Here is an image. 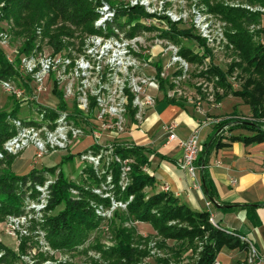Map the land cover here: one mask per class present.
Masks as SVG:
<instances>
[{
	"label": "trees",
	"instance_id": "trees-1",
	"mask_svg": "<svg viewBox=\"0 0 264 264\" xmlns=\"http://www.w3.org/2000/svg\"><path fill=\"white\" fill-rule=\"evenodd\" d=\"M108 0H0V4L4 3L5 15L13 16L16 26L20 29L18 34H26L27 43L23 48L22 53H28L31 46L34 44L35 27L42 21L47 20L46 36L51 39V49L55 53L62 50H68L71 47H76V43L63 42L64 38H75V34H101L102 31L95 28L94 23L98 19L99 14L97 9ZM207 8V12L214 14L227 23L226 38L229 45L233 48L237 56V60L233 61L225 73L219 67H212L206 73L198 77H205L207 80L218 78L216 85L223 90V94L215 93L217 103H221L226 96L230 94L241 97L245 104L249 106L251 111L252 122L234 121L228 119L222 121L219 125H215L216 132H219L218 137L212 141V147L220 148L223 145L222 133L227 128H230L229 133L237 129H245L252 133L249 137L233 136L230 137L231 142H243L246 145H258L264 143V45L261 42V37L264 35V29L261 28V22L264 13L250 12L241 5L230 6L226 0H201ZM244 4L251 6H260L264 8V0H240ZM144 7L130 8V12H121L140 17L148 16L144 12ZM120 12V11H119ZM132 13V14H131ZM129 16L128 23L131 24L134 20ZM58 22L62 24L54 29L51 26ZM252 27L256 29L251 30ZM144 26L136 24L130 32L131 36L139 34L140 29ZM111 30L110 27H108ZM171 37V35L167 34ZM176 36V35H175ZM197 42L204 45L205 40L201 37H194ZM173 40H177L172 37ZM69 51V50H68ZM181 55L190 61H195V58L189 57V52L186 48L181 51ZM0 61L4 66L5 73H12L11 66L7 63L4 54L0 51ZM241 70L242 75H247L244 87L241 91H235L228 83V75H232L235 71ZM4 76V75H3ZM57 97L63 99L62 93L54 90ZM171 104L177 105L173 100L167 99ZM64 107V103H61ZM180 105V104H179ZM182 106V105H181ZM40 108V107H39ZM45 109V107H42ZM18 107L14 113L9 116L18 114ZM136 111H132V117ZM235 113L232 118L235 117ZM6 115L0 117V151L6 141L16 134V128L9 122ZM53 116V113H49ZM134 121V120H133ZM92 150H98L93 147ZM116 154L123 160L133 159L134 163L131 167L129 175L130 183L124 191L119 186L121 178V166L117 163H112V172L115 176L114 195L117 200L124 203L128 202L130 197L133 200L129 203L128 214L129 220L135 222L147 223L153 226L158 236L161 237L158 245L164 250L166 258L157 260V264H181L183 255L190 249H197L196 241L202 243V252L195 264H213L221 250L225 247L229 249L249 250L248 243L241 239V233L230 232L222 228L220 225H214L211 222V213L195 212L184 204H181L173 194L159 192L151 195L146 194V188L153 187L156 183L155 176L150 175L144 166L148 168V154L151 151L140 146H117ZM210 150H205L199 153L196 166L201 169L202 178L204 181L205 193L208 199L224 211L238 210L237 207L220 205L216 201V190L213 186L208 173V156ZM14 156L6 155V164L8 169L0 174V220L14 215L20 216L24 214L23 189H26L29 184V189H34V186L43 184L45 173L50 170L33 169L29 174L20 176L11 170V164L14 161ZM89 173L88 180L90 184H97V171L92 167L84 169ZM71 185L67 183L63 176L59 178L55 187H53V199L51 200V209L60 205L66 204L64 211L54 217H50L43 225L46 231L47 241L56 250L72 251L84 244L91 233L101 223V219L96 215L92 207L89 206L88 200L106 201L99 199L92 192L82 190V200L75 201L69 196ZM34 198L37 197V191L33 192ZM36 195V196H35ZM109 202V201H108ZM107 202V204H108ZM249 218L254 221V214L250 212L251 207H248ZM171 222H176V225H171ZM119 246L112 249L110 258L113 260L111 264H146L142 261L150 250L141 249L140 246L146 245L149 242L148 237L144 238L137 234L133 229H125L119 235ZM167 241H175L176 244L169 247ZM132 244H138V247H132ZM4 247L0 244V249ZM25 243L20 247V251L24 252ZM185 254V255H186ZM105 253V257H106ZM184 255V256H185ZM17 260L16 255L6 249L5 256L0 259V264H14ZM241 264H249L248 261Z\"/></svg>",
	"mask_w": 264,
	"mask_h": 264
},
{
	"label": "rangeland",
	"instance_id": "rangeland-1",
	"mask_svg": "<svg viewBox=\"0 0 264 264\" xmlns=\"http://www.w3.org/2000/svg\"><path fill=\"white\" fill-rule=\"evenodd\" d=\"M108 1L111 2L112 9L118 12H126L130 8L140 6L131 5L132 2L137 0ZM141 1L146 7L143 9L146 14L148 10L156 11L157 13H161V18L165 20L164 23H155L152 24L151 27L144 26L143 29H140L139 32L141 33L139 35L146 41L144 45L150 47L154 45L155 40H163L167 44L170 43L179 47L180 54L181 51L186 48L189 52V57L195 58V61H190L181 55L187 65L185 67L183 66L184 68L181 69L177 65V68H179L178 71L176 70L175 73L171 71L167 79H162L160 77V73L163 71L162 61L156 62L154 58L146 56L145 63L148 67L143 69V74L147 77H155L156 75V79L161 86L162 94L164 93V95H161L162 97L168 98V93L179 90L180 93L176 92V94L180 96L173 99L177 102L192 101L196 105L199 102H206V104L213 105V107L218 105L219 103H217L215 93L218 92L223 94V90H225L220 89L219 86L216 85L218 78L214 77L213 79L207 80L205 77L198 76H201L215 66L227 73L228 67L231 66L233 61L237 60V56L229 43L226 45V42L221 41L219 45H208L206 40L200 35L202 30L200 27H197V23L200 21L204 23L208 21L212 22L214 26L218 25L220 27V34L223 32L226 33L228 28L227 23L222 22V20L214 14L207 13V8L201 0ZM225 2L230 6H251L240 2V0H226ZM3 9L4 3L0 4V51L4 54L7 63L11 66L12 73H5V68L0 61V117L6 115L5 118H7L11 124L21 119L23 121H28V125L51 123V125L55 126H65L67 124H72L74 128H84L85 126L77 121L80 111L74 109L72 103L66 102L64 97H62L63 99L57 97L55 92H53L54 88L52 84H49L47 90L40 94V104L29 101L30 99L28 96L31 95L32 89L27 83L29 80H26L22 65L24 60L46 56L53 52L51 49V39L49 35L46 36L45 34V29L48 27L47 20L36 25L35 37H37V39L28 53H22L27 43V36H25L26 34H18L20 29L16 26L14 17H7ZM164 13L166 15L170 13L182 19L180 22L174 24L169 19L166 21L165 18L167 16H164ZM129 16L130 14L124 16L127 21L130 19ZM132 16L133 18L130 17L134 21H142L143 18H148L147 16L140 17L134 14ZM61 24L62 22H58L56 25L51 26V29ZM223 27L225 29H223ZM254 29L256 28H251V30ZM167 34L171 35V37L167 36ZM85 35L86 33L84 35L76 33L75 38H64L63 42H65L66 45L68 43L77 44ZM172 37H175L177 40H173ZM194 37H201L205 40L204 45L199 44ZM167 44L164 43V46H167ZM155 55H157V53H155ZM174 77L180 78V80H178L180 83L179 86L176 83H172ZM246 78L247 75H242L241 70H236L232 75H228L227 77L229 85H231L235 91H241L243 89ZM6 81L11 83L17 90L21 92L25 91L26 94H24V97L27 98V101L19 98L17 94H8L3 87V82ZM174 86H176V88ZM55 89L62 93L57 86ZM228 97L239 101V104L232 108L230 104L229 113L223 112L222 116L217 117L218 119L216 118L217 121L219 120L217 125L228 119H234V121L240 122H252L251 111L246 108L249 106L245 104L244 100L232 94L226 96V98ZM230 101L232 103L234 100ZM62 102L64 103V107L61 105ZM40 105L47 106L48 109L44 111ZM16 107H18V114H16V116H9L14 113ZM51 112L53 116H49ZM234 113L236 115L232 118ZM60 121L62 122L60 123ZM229 129L230 128H227L225 132H229ZM235 131L247 130L237 129L231 133ZM92 144L91 139L86 140L81 145L75 140L71 144H68L65 149L51 152L43 156V158L37 156L35 149H29L14 156L15 159L11 164V170L15 174L24 176L29 174L33 169L50 170V172L45 173L43 184L34 186V189H29L28 187L31 188L29 184L26 189H23V194L25 195L23 198V211H27L29 216L28 223L24 227H21L22 230H17L18 232L14 231L10 234L8 231H11V229L6 225L8 218L6 217V219L0 220V244L4 247L0 249V259L5 256L6 249H8L17 257L14 264H111L113 260L109 257L110 252L112 249L119 246V235L125 229H133L138 235L144 238L148 237L149 242L144 246H140L141 249L150 250V254L142 259L144 263L157 264L158 259L167 257L164 250L160 249V244L158 245L161 237L158 236L153 226L147 223L135 222L132 219L129 220L128 206L133 200V197H130L126 203L116 199L114 195L116 187L115 176L112 172V160L109 159V155H107L105 151L100 164L96 165L95 169L98 175L97 184L89 183L88 180H91V178H89V173L84 169L93 168V166L82 159V154L86 151L85 149ZM5 160L6 156L0 158V174L8 169ZM119 165L121 166V164ZM143 168L145 170L146 167L144 166ZM146 169L148 172V168ZM61 176L71 185L69 189V196L71 199L75 201L82 200V190H84L86 192H92L99 199L106 201L105 203H101L100 201L88 200L89 206L93 208L96 215L101 219V223L91 231L84 244L69 252L53 249L47 241L46 231L42 225L47 222L50 217L58 215L66 208V204L63 202L53 210L51 209L53 187H55ZM127 177L128 181H126ZM118 183L122 191H124L130 183L129 176L127 175L122 178L121 175ZM149 188H146L144 192L151 195L152 193H150ZM34 190L37 191V197L35 198L33 196ZM165 193H168V191H165ZM212 223L216 225L214 221ZM170 224L176 225V222H171ZM25 231L27 232L26 234H24ZM24 243L26 248L25 251L22 252L20 251V247ZM167 244L169 247H172L176 242L167 241ZM196 245H198L196 250L192 248L187 254L185 253L186 255L184 254L185 256L183 255L184 259H182L181 264H195L198 261L199 255L202 252V243L196 241ZM134 246L138 247V244H132V247ZM105 253L107 254L106 257L104 256ZM221 258L223 264H229L228 257L222 255Z\"/></svg>",
	"mask_w": 264,
	"mask_h": 264
},
{
	"label": "built area",
	"instance_id": "built-area-1",
	"mask_svg": "<svg viewBox=\"0 0 264 264\" xmlns=\"http://www.w3.org/2000/svg\"><path fill=\"white\" fill-rule=\"evenodd\" d=\"M131 5L145 7L141 0L132 2ZM242 7L253 13L258 11L264 13V8L260 6ZM97 13L99 17L95 22V28L101 30V34L85 35L76 47H71L69 51L62 50L59 53L52 52L46 56L33 57L24 60L22 65L26 80H29L27 83L32 89L31 95L28 96L29 101L40 104L39 96L47 90V86L52 84L54 89L57 86L63 93L64 100L71 102L73 108L80 111L77 121L85 127L74 128L72 124L55 126L51 123L28 125V121L19 119L13 124L16 134L4 143L0 158L6 155L16 156L29 149H35L37 156L43 158L51 152L65 149L75 140L81 145L91 139L93 144L82 154L84 161L96 169V165H99L103 158V153L106 152L112 163L121 164L122 178L130 175L134 160L121 159L115 152L116 148L117 146H134L128 140L129 131L134 124L132 122L141 121L146 111L154 107L157 99L164 95L156 75L147 77L143 74V69L148 67L145 59L150 56L156 62L162 61L163 71L160 73L162 79H167L171 71L175 73L187 64L180 54L179 47L167 44L163 40H155L154 45L147 47L140 33L130 35L136 24L151 27L155 23H164L161 13L148 10V18L129 24L124 17L128 14L122 15L121 12L112 9L107 1H104L97 9ZM164 16H167L166 21L169 19L174 24L182 19L170 13L167 15L164 13ZM197 27L202 30L200 35L208 45H219L221 41L228 44L225 33H219L218 25L214 26L209 21L205 23L200 21ZM164 43L167 46H164ZM178 80H180L179 77H174L172 83L179 86ZM3 87L8 94H17L19 98L27 101L24 97L25 91L17 90L7 81L3 82ZM176 92L180 93L179 90L168 93V99L173 100L180 96ZM45 108L48 109L47 106ZM132 111H136L134 117H132ZM218 123L219 120H213L207 121L206 125ZM175 128L174 123L166 127L170 139L176 138ZM180 146L183 152L181 168L191 176H195L198 170L196 161L200 153L198 132L187 141L181 142ZM93 147H97L98 150H92ZM164 189L168 191L167 187ZM28 216L27 211L20 216H8L6 225L11 229L8 232L11 234L22 230L21 227L28 223ZM211 222H213L212 218ZM26 233L25 231L24 234ZM260 261V257L252 247L248 262L258 264ZM214 264L220 263L216 261Z\"/></svg>",
	"mask_w": 264,
	"mask_h": 264
},
{
	"label": "crops",
	"instance_id": "crops-1",
	"mask_svg": "<svg viewBox=\"0 0 264 264\" xmlns=\"http://www.w3.org/2000/svg\"><path fill=\"white\" fill-rule=\"evenodd\" d=\"M261 28L264 29V17ZM261 40L264 44V35ZM167 99L160 96L141 121L132 122L134 124L128 135L131 145L151 151L147 155L150 163L148 173L155 176L156 183L149 188L150 193L165 192L164 188L167 187L168 193L192 211H208L216 225L230 232L241 233V239L250 246L249 250L225 247L217 258L220 264H223L222 255L228 257L229 264L248 261L252 247L261 259L258 264H264V143L246 145L243 142H231L230 137H249L252 133L223 132L221 143L225 146L210 149L219 132H216L215 125L206 123L216 120L223 112L229 113L230 104L231 108L239 104L235 99L225 98L214 107L206 102L196 105L192 101L173 100L177 103L174 105ZM230 100L234 101L231 103ZM171 123L176 124L175 139H170L166 130ZM196 132L199 135L200 154L210 150L207 169L216 190V201L222 206L237 207L238 210L224 211L208 199L199 167L195 176L181 168L183 152L180 143L190 139ZM248 207H251L254 221L249 218Z\"/></svg>",
	"mask_w": 264,
	"mask_h": 264
}]
</instances>
